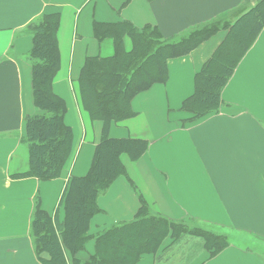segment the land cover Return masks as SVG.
<instances>
[{
	"label": "crops",
	"instance_id": "obj_1",
	"mask_svg": "<svg viewBox=\"0 0 264 264\" xmlns=\"http://www.w3.org/2000/svg\"><path fill=\"white\" fill-rule=\"evenodd\" d=\"M258 2L0 0V264H43L31 236L36 202L62 221L66 185L71 177L88 174L103 138L104 123L85 109L79 84L87 58L115 53L112 39L95 36L94 23L129 21L138 29L155 26L165 38L180 39L212 22L233 23ZM54 10L61 19L60 68L53 91L66 104L64 121L72 130V152L58 178L19 177L30 169L23 142L25 118L38 112L28 60L29 25ZM227 32L224 26L189 54L169 59L168 81L138 94L131 103L134 115L110 125L109 138L146 140L148 150L136 161L122 156L128 177L117 178L100 195L92 235L134 221L142 196L152 215L174 221L187 218L240 234L199 264H264V28L223 89L220 110L194 123L182 110L194 93L195 75ZM125 44L132 49L129 37ZM92 240L79 257L94 253Z\"/></svg>",
	"mask_w": 264,
	"mask_h": 264
},
{
	"label": "trees",
	"instance_id": "obj_2",
	"mask_svg": "<svg viewBox=\"0 0 264 264\" xmlns=\"http://www.w3.org/2000/svg\"><path fill=\"white\" fill-rule=\"evenodd\" d=\"M60 19V12L54 10L29 25L32 48L28 60L38 112L25 118L23 142L29 150L30 169L19 177L58 178L72 152V130L64 121L66 104L53 91V81L60 68L57 40ZM263 28L264 0H259L227 27L225 38L195 75L194 93L183 102L182 110L191 114L189 122H198L220 110L223 89ZM216 32L206 25L174 39L165 38L155 26L138 29L129 21L94 23L95 36L100 41L112 39L115 53L109 57L87 58L79 84L82 103L92 119L103 121L104 135L88 174L71 177L66 185L61 202L62 221L36 202L31 236L36 255L43 264H137L147 255L160 263L164 262L163 242L169 235L174 240L186 235L198 237L205 249L211 251L209 257L229 245L221 235L204 228L189 230L169 218L150 215L142 196L134 221L97 235L90 233L91 221L100 211V195L117 178L128 177L122 156L126 154L136 161L148 150L146 140L109 138L110 125L134 115L131 103L138 94L168 81L169 59L189 54ZM127 37L132 40L131 50L126 48ZM92 239L94 253L79 257Z\"/></svg>",
	"mask_w": 264,
	"mask_h": 264
},
{
	"label": "rangeland",
	"instance_id": "obj_3",
	"mask_svg": "<svg viewBox=\"0 0 264 264\" xmlns=\"http://www.w3.org/2000/svg\"><path fill=\"white\" fill-rule=\"evenodd\" d=\"M231 24L232 22L222 20L221 22H212L208 26L218 32L220 29H223L224 26L226 28ZM176 223L184 225V227H187L189 230H191L193 227L204 228L205 230H208L213 234L221 235L227 242H229V244L230 242L238 240V238H240V234L234 231L223 230L221 228L206 227L205 225L199 224L196 221L187 218L178 220L176 221ZM163 248L165 249L163 251L164 253L162 255V261H167L172 264H199L211 255V251L205 249L203 241L201 239L190 235L183 236V238H180L178 240H174L169 235L163 242ZM143 258L147 259L142 262L141 258L137 264H151L156 263L157 261L152 255H147Z\"/></svg>",
	"mask_w": 264,
	"mask_h": 264
}]
</instances>
